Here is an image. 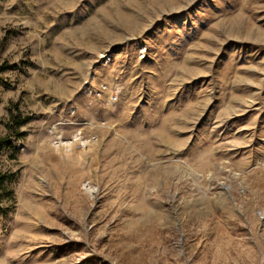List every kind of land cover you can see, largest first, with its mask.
<instances>
[{
    "label": "rangeland",
    "instance_id": "rangeland-1",
    "mask_svg": "<svg viewBox=\"0 0 264 264\" xmlns=\"http://www.w3.org/2000/svg\"><path fill=\"white\" fill-rule=\"evenodd\" d=\"M0 65V264H264V0H0Z\"/></svg>",
    "mask_w": 264,
    "mask_h": 264
},
{
    "label": "trees",
    "instance_id": "trees-1",
    "mask_svg": "<svg viewBox=\"0 0 264 264\" xmlns=\"http://www.w3.org/2000/svg\"><path fill=\"white\" fill-rule=\"evenodd\" d=\"M1 70L2 65H0V72ZM28 120L29 117L25 116L18 106H16L14 109L10 108V115L6 124L8 134L5 136H0V150L13 147V138L18 139L22 135L19 127ZM16 179V172L4 171L0 168V213L6 214L13 208V205L7 204L9 201L11 202L14 199L15 192L13 183Z\"/></svg>",
    "mask_w": 264,
    "mask_h": 264
}]
</instances>
